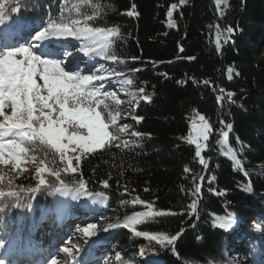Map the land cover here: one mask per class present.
<instances>
[{"label": "trees", "instance_id": "obj_1", "mask_svg": "<svg viewBox=\"0 0 264 264\" xmlns=\"http://www.w3.org/2000/svg\"><path fill=\"white\" fill-rule=\"evenodd\" d=\"M64 3H9L8 7L16 6L18 11L7 12L5 24H0V46L25 43L34 34L31 25H13V20L26 16L43 26L49 16H60ZM72 4H81L85 15L93 14V5L99 6L100 16L93 26L118 27L122 39L115 42L113 50L127 61L115 64L101 56L87 57L88 62L81 63L80 68L87 71L103 66L125 76L131 74L134 81L131 86L112 81L104 89L115 92L121 101L119 106L111 97L105 101L110 110L120 112L116 125L109 127L118 139L81 155L76 173H61V179L69 184L83 179L88 190L104 193L107 205L85 226L95 224L97 235L110 223L123 224L124 217L148 211L143 205L131 203L137 197L151 204L152 211L171 209L182 213L158 216L136 226L137 231L167 235L183 229L174 244L162 246L118 227L104 240L108 258L120 253L121 260L115 264H136L134 255L146 254L153 255L154 261L142 264L263 263L264 242L245 228L254 225L264 229V0H222L219 6L216 0H68V7ZM133 5L138 15L129 16L127 12ZM73 18L80 17L73 12ZM229 26L233 29L230 35ZM68 41L80 46L73 38ZM5 110L10 112L7 107ZM197 111L211 125L208 147L203 151L206 167L195 156L194 145L184 139L189 130L188 117ZM133 117L143 119L137 122ZM221 120L233 125L228 139L241 168L222 154L219 140L214 141L215 146L211 144L214 132L223 129ZM125 124L130 127L121 132ZM133 132L142 135L134 136ZM33 148L25 158L30 165L26 171L12 164L0 165L5 177L0 186L6 191L9 180L16 190L35 187L36 168L44 166L41 160L49 168L65 166L46 145ZM186 167L190 171L186 172ZM42 175L48 183L38 191H23L18 198H0V204L7 205L0 211V224L7 225L6 235L16 236L14 221H26L40 204L54 201L63 208L74 193L71 189L53 191L48 185L59 182L49 172ZM106 179L107 189L101 183ZM197 185L201 191L194 196ZM193 200L196 212L189 215ZM229 214L238 220L237 230L213 226L217 218Z\"/></svg>", "mask_w": 264, "mask_h": 264}, {"label": "snow or ice", "instance_id": "obj_2", "mask_svg": "<svg viewBox=\"0 0 264 264\" xmlns=\"http://www.w3.org/2000/svg\"><path fill=\"white\" fill-rule=\"evenodd\" d=\"M17 2L18 0H0V24H5L7 12L18 11L16 6L8 7L9 3L17 4ZM183 2L184 0H181V3ZM221 3L222 0H216L218 6ZM81 6V4H72L68 7V0H65V3L60 6V16L58 18L49 16L43 26L36 25L26 16L18 17L12 21V24L24 27L31 25L34 34L25 43L0 46V165L12 164L13 168H18L34 150L33 146L37 144L46 145L59 155L60 161L65 162L63 168H49L41 160L40 164L44 166L36 168L38 183L35 187L25 189L21 186L19 190H16L12 181L9 180L6 185L7 191L4 186H0V198H18L23 191H38L41 186L48 183L42 175L44 172H49L59 182L58 185H48L53 188V191L67 192L71 189L88 197L104 195V193L88 190L87 183L83 179L73 181L72 184L65 182L61 179V173H76L81 155L91 153L95 149H102L106 144L118 139L109 132V127L116 125L120 112L110 110V105L105 101L111 97L117 106L121 101L116 98L115 92H107L104 89L112 81L125 86H131L134 81L131 74L125 76L120 72L106 70L103 66L87 71L80 68V64L85 62L84 57L101 56L104 60L115 64L127 62L113 50L115 42L122 39L118 27H94L93 23L100 16L99 6L93 5L95 10L92 15L82 14ZM172 7L174 8L175 5ZM73 12L80 18H73ZM127 15H138L135 5L127 12ZM168 16H172L171 10ZM171 23L174 22L170 21ZM37 27L39 30H35ZM227 32L229 35L233 32L231 26L228 27ZM68 38L80 42V48L76 49L75 54L69 51L75 49V45L69 43ZM219 48L220 41L217 39V49ZM187 59L191 60L195 57ZM38 79H42L43 84L38 83ZM139 91L143 92L144 89L140 88ZM129 95L134 97L135 93H129ZM232 96L233 93H228L229 99ZM144 99L150 100V97L145 96ZM217 99L220 100L222 97ZM6 107L10 109V112L5 110ZM133 119L139 122L143 118L133 117ZM199 121V124H193L195 135L189 139L190 143L196 146L195 156L200 158L199 163L206 167L208 161L202 157V149L206 147V144L201 141H208L211 126L204 115L199 116ZM221 124H224L223 120ZM127 127L130 126L125 124L119 130L123 132ZM225 127L229 131H222V136L227 138L233 125L228 123ZM132 135L139 137L142 134L133 132ZM69 152L79 153V155L69 156ZM32 159L36 158L32 157ZM232 159L235 166L241 164L235 154L232 155ZM73 160L76 166L73 165ZM185 171L188 172L190 169L186 167ZM4 179V174L0 171V185L3 184ZM195 179L193 177V180ZM200 179L203 181L204 177ZM101 183L106 189L109 187L107 179ZM200 191L201 188L197 185L192 194L195 196ZM131 203L143 205L148 211L134 212L124 217L123 224L110 223L107 229L128 228L135 236L146 237L162 246L174 244L182 235L183 229L175 235L137 231L136 226L146 220L182 213H176L171 209L152 211V205L138 197ZM6 207L7 205L0 204V211ZM189 207L191 208L189 215L194 214L196 200H193ZM217 219L218 223L213 226L220 229H228L234 223V217L231 214ZM95 229L96 225L90 223L82 229L78 227L77 231H81L85 237H92L96 235ZM4 247L5 240L0 239V249ZM61 251L71 255L73 260L79 253L77 249V252L73 254L72 247H63ZM116 260H121L120 253H116ZM0 264H5V261L0 259ZM51 264H57L55 256L51 258Z\"/></svg>", "mask_w": 264, "mask_h": 264}, {"label": "rangeland", "instance_id": "obj_3", "mask_svg": "<svg viewBox=\"0 0 264 264\" xmlns=\"http://www.w3.org/2000/svg\"><path fill=\"white\" fill-rule=\"evenodd\" d=\"M76 46V45H75ZM77 49L80 48L79 47H75ZM76 50H72L70 53L71 54H75ZM84 59H86V57H84ZM86 62V60H84ZM38 83L43 84L42 79H38L37 80ZM8 111V110H6ZM203 115L201 112H194L193 114L189 115L188 117V123H189V130L187 132V134L184 136V139L190 143V137L195 135V131L193 128V124H199V116ZM206 118V117H205ZM207 120V119H206ZM208 122V121H207ZM209 124V122H208ZM210 125V124H209ZM211 126V125H210ZM223 131V130H222ZM222 131L221 130H217L214 132L213 134V141L211 142V144L213 146H215V142L214 141H220L221 145H222V141L224 140L223 136H222ZM202 143L206 144V147H204L202 149V157H203V151H205L208 147V142H204L201 141ZM192 144V143H191ZM194 145V144H193ZM195 147V151H196V146ZM225 147V146H223ZM230 149V148H229ZM98 149H95L94 151H96ZM222 151V150H221ZM223 153V151H222ZM69 156H75V155H79V153H68ZM198 160H200L199 157H197ZM27 166L29 167L30 165L28 164V161H26V159H24L20 166L19 169H21L22 171H26ZM103 199L102 198V204H103ZM47 201V200H46ZM46 203V202H45ZM44 205H48V201L47 203ZM42 204L39 205L37 212L34 214H30V216H26L25 220L26 221H14L13 223V229L16 230L17 233L22 234L23 236L16 235L15 238H9V241H11V243L16 244L17 247L14 248V252L15 254L13 256H9V261L10 259L13 261V259H15L17 257V260L22 262L25 259H38L41 261H36V264H51V258L53 256L56 257L57 259V264H80L85 262V259L87 258V261L85 264H115V262H117L115 257H110L108 258V254H106L107 251H105L106 249H104L106 242L104 241L107 236L111 233V231L113 229L110 230H104V227H102L101 229L103 231H101V235H99L98 237H100V240L94 244L93 242H90L89 240H85L83 241L82 238L79 237H83V235L81 234V231H77V228H83L86 225V221L88 220H92L93 217H89L86 221H84L83 219H76L73 218V215L67 213L68 217L64 218V219H54L53 224L51 222V219H46V213H45V207L42 210ZM87 206V205H85ZM89 207V206H88ZM105 208V207H104ZM81 209V208H79ZM80 211V210H78ZM89 211V210H88ZM68 212V210H67ZM72 212H74V214H77V211H75L74 209L72 210ZM89 215H92L93 213H95V211L92 212H87ZM42 214V215H41ZM65 214V212H64ZM63 214V215H64ZM62 215V214H61ZM56 217H61L60 213L56 214ZM234 217V216H233ZM73 219V220H72ZM93 221V220H92ZM57 222H60V225H62L61 229H65L66 232L63 233V235H61L60 239L57 240V243H62V244H53L51 243L50 239V231L51 228L53 230H57V232H59L58 228H55V224H58ZM26 223H28L26 225ZM51 223V224H50ZM77 223V224H75ZM218 223V220H217ZM52 225V226H51ZM7 225L4 226L3 224H0V236L2 234H4L3 232H5ZM238 229V220L236 219V217H234V223L228 228L229 231H235ZM250 229L252 233H254V235L258 238H260V240L262 241V239H264V229L260 228V227H256V226H251L250 228H245V232H249ZM67 230L69 232H67ZM54 236V234H52V237ZM58 236V235H57ZM36 237H40V242L39 244L36 243ZM49 237V238H48ZM54 239H56V236L53 237ZM22 240V242H21ZM65 242V243H63ZM264 242V241H262ZM20 243V245L18 244ZM57 244V245H56ZM39 245V246H37ZM78 246V247H77ZM111 246V245H109ZM63 247H72L73 250V254H75L77 252V249H79V253L78 255L75 256V260H73L72 256L68 254V257L66 255V253H63L61 251V249ZM75 247H77L76 249H74ZM43 248H48V251H45L46 253H43ZM110 248V247H109ZM3 251H7V249L3 248ZM122 250L127 252L128 250L126 248H124L122 246ZM27 251H29L31 254H27ZM58 251H61L62 254ZM8 254H12L11 252H8ZM44 255V256H43ZM3 255L0 254V257H2ZM15 257V258H13ZM136 257H138L137 255H134L135 258V263L136 264H142L141 262H144L146 259H150L149 262L154 261L153 260V255L151 254H146L145 256H139L138 259H136ZM235 257L232 256L231 260H234ZM8 261V263H9ZM30 261V260H27Z\"/></svg>", "mask_w": 264, "mask_h": 264}, {"label": "water", "instance_id": "obj_4", "mask_svg": "<svg viewBox=\"0 0 264 264\" xmlns=\"http://www.w3.org/2000/svg\"><path fill=\"white\" fill-rule=\"evenodd\" d=\"M227 131H229L228 129H227ZM233 154H235L236 155V153L235 152H233ZM236 158H237V155H236ZM240 166V168H241V165H239Z\"/></svg>", "mask_w": 264, "mask_h": 264}, {"label": "bare ground", "instance_id": "obj_5", "mask_svg": "<svg viewBox=\"0 0 264 264\" xmlns=\"http://www.w3.org/2000/svg\"><path fill=\"white\" fill-rule=\"evenodd\" d=\"M223 131H226V130H223ZM106 206V205H105ZM153 259H154V257H153Z\"/></svg>", "mask_w": 264, "mask_h": 264}]
</instances>
